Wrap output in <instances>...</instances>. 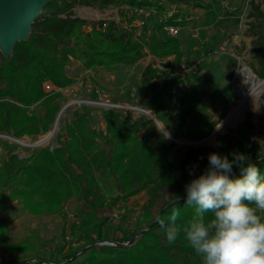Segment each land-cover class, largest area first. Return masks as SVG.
<instances>
[{
  "label": "trees",
  "instance_id": "1",
  "mask_svg": "<svg viewBox=\"0 0 264 264\" xmlns=\"http://www.w3.org/2000/svg\"><path fill=\"white\" fill-rule=\"evenodd\" d=\"M172 1L191 0H47L32 22L29 37L17 40L12 54L3 55L0 51V133L21 137L52 129L63 96L62 90L57 88L75 81L67 72L73 59L79 60L85 69L95 70L98 67L110 69L133 65L147 52L159 58L170 54L180 58L182 54L180 39L176 35L158 36L153 31L149 41L143 43L133 28L119 29L115 18L88 20L77 15L74 12L76 4L102 8L112 4L120 8L127 5L133 10L151 7L164 13L163 20L154 25L161 28L163 22L183 23L177 19ZM249 6L248 17L251 19L247 33L252 36L251 43L259 62L257 76L263 77L264 0H249ZM103 22H106L104 26ZM82 24L89 28L82 29ZM182 79L180 73L147 63L138 85L143 106L164 120L167 114L165 102L172 100L175 94L172 88ZM46 81L53 88L46 90ZM186 117V111L180 114L173 136L181 134ZM103 118L104 128H93L90 109L83 107L57 130L55 146H40L23 158L12 149L7 150L0 163L2 264L20 260L13 254L36 258L27 264H203L202 258L183 239L169 243L164 228L155 221L127 245L103 241H128L157 216L164 218L167 225L173 207L181 213L177 226L188 224L196 216V210L194 206L184 204L185 185L207 169L211 152L227 155L230 160L234 153H243L247 163H254L264 176V153L259 142L251 140L248 135L251 127L249 112L234 135L218 132L215 147L189 146L178 163L169 158L175 143L164 134L157 149L150 143L153 131L147 127L153 124L152 118L145 115L132 117L114 107L103 108ZM213 124L214 121L202 118L195 131L207 135ZM4 144L9 145L6 141ZM233 172L239 175L240 170L234 166ZM165 188H170L171 194L153 213L152 209ZM140 190H144L148 197L142 206L143 211L137 216L135 230L128 236L104 238L102 225L106 218L97 215L95 206L113 205ZM74 195L88 204L79 226L85 243L68 253L66 258L76 257V251L89 245L80 252L83 254L80 259L53 261L40 256L38 250L44 241L37 234L20 240L9 239L2 213L10 201L20 200L24 208L34 214L55 213ZM210 215L205 213L206 218ZM72 234L78 233L72 231Z\"/></svg>",
  "mask_w": 264,
  "mask_h": 264
},
{
  "label": "rangeland",
  "instance_id": "2",
  "mask_svg": "<svg viewBox=\"0 0 264 264\" xmlns=\"http://www.w3.org/2000/svg\"><path fill=\"white\" fill-rule=\"evenodd\" d=\"M171 3L172 8L178 13L177 19L183 21L182 24H178L179 29L176 34L180 39L182 51L180 58L174 54L159 58L147 52L133 65H119L110 69L98 67L95 70L85 69L79 60L73 59L67 66V72L75 78V81L64 88H57L63 92L60 100L61 106L70 103L65 108L57 130L83 107L90 109V125L95 129L105 126L103 108H119L123 113L132 117L145 115L152 118L137 109L143 107L144 102L138 94L142 69L147 63H152L161 69L180 73L183 78L172 88L175 91L172 100L165 102L167 114L164 120L158 119L150 110L162 128L176 139L165 135L152 119L153 124L148 125L147 128L153 131L150 143L154 148L159 147L161 135L164 134L175 143L170 150L169 158L178 163L187 147H215L218 132H229L234 135L236 129L246 118V113L249 112L251 127L248 135L251 140L259 142L261 151L264 153V84L258 92L245 101L241 110L232 115V109L240 99L237 72L246 69L254 73L258 80H264V76H257L259 62L251 43L252 36L247 33L248 21L251 19L248 17L249 0H191L190 2L172 1ZM144 10L145 12L135 11L127 5L120 8L114 4L103 8L92 4L74 6V12L88 20L117 19L119 29L133 28L134 34L140 37L143 43L149 41L145 37L153 31L158 36L166 35L167 33L162 28L154 26L163 20L164 13H159L151 7H145ZM81 27L82 29L89 28L87 24H82ZM138 28L143 30V36L136 33ZM243 79L247 81L246 78ZM81 100L82 102H79ZM39 109L42 110L41 107ZM184 111L187 112L185 125L181 128L180 135L173 136L174 127ZM202 118L214 121L210 133L222 122L223 124L213 136L205 138L209 134L205 135L204 132L196 133L195 131ZM51 130L34 136L16 137L26 142L25 144L0 135V163L6 157L7 150L10 149L23 158L40 146L47 144L55 146L57 130L45 143L36 144L47 138ZM5 141L8 142V146H5ZM170 194V188H165L161 192L152 209L153 213L168 199ZM147 197V193L140 190L126 199H120L113 205H96L97 215L106 218L102 225L103 237L107 239L124 237L135 230L137 216L143 211L142 206ZM87 209L88 204L78 195L68 198L60 211L40 214L27 211L22 202L16 199L8 203L2 213V218L7 222L9 239L20 240L27 235L37 234L44 241L38 250L40 256L53 261L64 258L63 261L74 262L83 254L76 251L78 252L75 254L76 257L66 258L68 257L66 255L85 243L79 226L82 222L83 211ZM72 231L78 234L73 235ZM1 255L2 248L0 247V264H2ZM12 256H17L21 260L12 264H27L28 261L22 259L31 257H20L15 254Z\"/></svg>",
  "mask_w": 264,
  "mask_h": 264
},
{
  "label": "clouds",
  "instance_id": "3",
  "mask_svg": "<svg viewBox=\"0 0 264 264\" xmlns=\"http://www.w3.org/2000/svg\"><path fill=\"white\" fill-rule=\"evenodd\" d=\"M185 192L184 204L196 210L188 224L177 226L181 213L175 207L167 225L155 218L169 243L183 239L203 264H264V176L254 163H247L243 153L230 160L212 152L207 169L193 176Z\"/></svg>",
  "mask_w": 264,
  "mask_h": 264
},
{
  "label": "water",
  "instance_id": "4",
  "mask_svg": "<svg viewBox=\"0 0 264 264\" xmlns=\"http://www.w3.org/2000/svg\"><path fill=\"white\" fill-rule=\"evenodd\" d=\"M46 2L47 0H0V51L3 55H8L13 53V45L17 40L27 39L29 37L32 28L31 26L32 22L36 18V16L40 13L42 6ZM144 108L147 109L146 107ZM61 109L62 106L56 112L54 122L56 120L57 114L60 112ZM150 116L156 122V124L161 128V130L165 135L174 139L171 135H169V133H167L162 128L161 124L159 123L158 119L154 116L153 113ZM53 124L51 128H53ZM222 124L223 122L220 125H218L211 133H209V135H207L205 138H209L213 136L215 132L220 129ZM0 135H7L9 137H13L16 140L18 139L15 136L8 133H0ZM154 221L155 219L149 222L146 226L138 229L128 241L104 240L103 242L114 243L119 245H127L131 243L136 238V236H138L141 232H143L149 226H151L154 223ZM87 246L89 245L84 246L78 252H81ZM78 252H76V254ZM34 259L36 258L28 257L22 260L29 261Z\"/></svg>",
  "mask_w": 264,
  "mask_h": 264
},
{
  "label": "bare ground",
  "instance_id": "5",
  "mask_svg": "<svg viewBox=\"0 0 264 264\" xmlns=\"http://www.w3.org/2000/svg\"><path fill=\"white\" fill-rule=\"evenodd\" d=\"M243 78H246L247 81H244ZM236 79L240 83L238 85V95H239L240 99H239L238 104L232 109V115H234L237 111L241 110L243 108V105H244L245 101L250 99L256 92H258L262 88V86L264 84V80H262V81L258 80L254 73H252L251 71L246 70V69H241L240 71H238L237 75H236ZM79 102H82V100L79 101ZM69 104L70 103H68L67 105L63 106L62 109L60 110V112L57 114L56 121H55L54 126H53V128L51 130L52 132L47 136V138L41 140L40 142H38L36 144L45 143L51 136H53L54 132L59 127L61 118L63 117V114L65 112V108ZM137 109L140 110V111H143V113H146L147 115H151L152 114V111L150 112V110H147L144 107L137 108ZM1 136L8 137V138L20 143V144H25L26 143V142H23V141H21L19 139L16 140L13 137H9L7 135H1Z\"/></svg>",
  "mask_w": 264,
  "mask_h": 264
},
{
  "label": "built area",
  "instance_id": "6",
  "mask_svg": "<svg viewBox=\"0 0 264 264\" xmlns=\"http://www.w3.org/2000/svg\"><path fill=\"white\" fill-rule=\"evenodd\" d=\"M145 7H140V8H137V9H135V11H144L145 12ZM160 20H161V18H160ZM162 21V20H161ZM103 24V26L106 24V22H103L102 23ZM161 28L163 29V31H165L167 34H171V35H176L177 34V32H178V25H176V24H172V23H168V22H163L162 23V26H161ZM136 33L137 34H139L140 36H143V30L142 29H137V31H136ZM149 37V36H148ZM148 37L146 36L145 38L146 39H148ZM44 88L46 89V90H49V89H51V88H53V85L50 83V82H48V81H46L45 83H44Z\"/></svg>",
  "mask_w": 264,
  "mask_h": 264
}]
</instances>
